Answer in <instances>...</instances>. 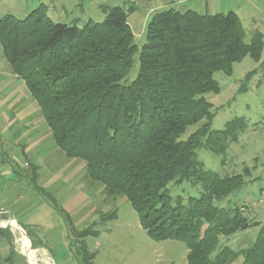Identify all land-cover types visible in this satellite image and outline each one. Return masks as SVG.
<instances>
[{
  "label": "trees",
  "instance_id": "trees-1",
  "mask_svg": "<svg viewBox=\"0 0 264 264\" xmlns=\"http://www.w3.org/2000/svg\"><path fill=\"white\" fill-rule=\"evenodd\" d=\"M133 10L108 8L101 23L88 21L81 28L54 23L43 7L24 19L6 14L0 17L2 53L36 101L53 144L66 158L81 160L86 176L106 196L125 197L148 238L184 243L187 264H264V227L251 247L233 251L220 243L252 225L242 207L214 205L244 187L247 168L221 176L198 157L200 151L224 155L247 128L237 117L212 130L205 95L220 92L215 73L230 76L245 56L260 58L263 35L254 33L244 43L233 12L168 8L150 17L138 49L127 21ZM135 59L137 77L123 85ZM190 126L195 130L180 140ZM184 181L201 185L203 192L173 203L167 186ZM92 227L77 232L74 243L69 225L80 264H93L85 245L98 234ZM0 235L10 247L8 229Z\"/></svg>",
  "mask_w": 264,
  "mask_h": 264
},
{
  "label": "rangeland",
  "instance_id": "rangeland-1",
  "mask_svg": "<svg viewBox=\"0 0 264 264\" xmlns=\"http://www.w3.org/2000/svg\"><path fill=\"white\" fill-rule=\"evenodd\" d=\"M179 1L167 4L157 0H0V17L10 14L24 19L31 11L43 7L46 16L54 23L81 28L88 21L101 23L108 8L133 7L127 21L138 49L146 41L144 32L150 17L168 8L179 12L192 10L201 15L233 12L244 29V43H249L254 33L262 34L260 58L254 60L245 56L233 64L230 76L215 73L214 80L220 92L205 95L212 107V130H222L225 123L237 117L246 120L247 128L237 142L228 146L224 155L198 152L204 168L221 176L242 174L245 168L249 172L242 189L223 202H214L220 207H242L243 215L252 224L226 241L220 238V243L237 251L251 247L264 227V0ZM137 71L135 59L132 70L121 83L129 85L136 79ZM13 76L0 46V108L6 110L20 101L19 110L22 113L19 117L28 119V129L33 130L17 141L0 133V203L10 205L18 226L11 214L0 205V217L9 218L5 223H8V231L13 236L10 247L6 244L0 246L3 264H10L8 252L11 249L14 264H26L28 260H35L34 264H55L52 257L59 261L66 255L68 259L64 264H80V256L74 246L65 248L58 244L61 238H71L69 225L75 231L72 235L74 243L78 241L75 234L91 225V230L98 233L85 239L88 252L94 255L93 264H187L188 250L184 243L148 238L125 197L106 196L103 187L92 183L86 176L81 160L64 156L53 144L40 109L24 82ZM13 111L18 113L17 108ZM195 128L190 126L180 140H186ZM24 156L38 166L36 185L40 187L36 195L29 182L32 170ZM14 170L19 171L22 177L15 180L11 175ZM202 192L201 185L192 186L185 181L167 186L172 202L180 197L185 203L188 197L198 198ZM105 218L108 220L104 221ZM31 221L45 228L44 233L49 236L50 242H55L52 249L48 248L51 256L45 249L31 248L29 240L28 246L24 245L26 235L18 224H29Z\"/></svg>",
  "mask_w": 264,
  "mask_h": 264
},
{
  "label": "crops",
  "instance_id": "crops-1",
  "mask_svg": "<svg viewBox=\"0 0 264 264\" xmlns=\"http://www.w3.org/2000/svg\"><path fill=\"white\" fill-rule=\"evenodd\" d=\"M176 2H178V0H172L173 4L176 3ZM180 2H182V0H180L179 3ZM13 77H15V76H13ZM19 104H20V101L15 103L11 107L6 108V110H2L0 108V133L4 134L6 136H9L10 140L13 139L15 141H17V139H21L22 137H24L25 135H27L28 133L33 131V130L30 131L28 129V126L30 124L28 122V119L26 120L25 117H21V118L19 117V113H22V111L20 112V110H19L20 109V105ZM16 108L18 109V111H17L18 113H14L16 111H13ZM28 118H30V117H28ZM16 147L18 148V145H14V148H16ZM22 147H24V146L22 145ZM24 158H25L26 161H28L27 163L29 164L31 169L33 167L36 168L35 169L36 170L35 174H36V179H37L38 166L33 164V163H31V162H29L27 157L24 156ZM11 175L14 177L15 180H17L18 177L19 178L22 177V176H20V172L17 171V170L12 171ZM29 182L33 186L34 195H36V190L40 187V185H38L39 187H37L36 180L35 181L33 180L32 173H31ZM29 182H28V184H29ZM23 193L25 195V192H22V194ZM48 197H50V196L48 195ZM8 202H10V200H8ZM0 205L5 208L6 212H9L11 214V216H12L11 218L14 220L15 225L17 226V222L13 218L12 208H9L10 205H8V204L4 205V204H1V203H0ZM48 206H50V204ZM7 220H9L8 217H5V216H1L0 217V229L1 230L9 229L7 227L8 223H5V222H7ZM18 225L23 229V231L25 232V235H26V231H27V233H29L30 237H28L26 235L27 238H28V239L27 238L26 239L30 241L31 248H34V250L45 249L48 252V254L51 256V253L48 250V248H51L52 245L55 244V242L54 243L50 242L49 236L46 235V233H44L45 228L43 229V227L41 225L35 224L34 221H31V223H29V224L27 223V224H21V225L18 224ZM46 231H48V230L46 229ZM10 234H11V232H10ZM48 234H50V233H48ZM12 238H13V236H12ZM60 241L61 242H59L58 244L63 245L66 248V247L70 246L71 238L70 237L61 238ZM32 242L34 244H36V247L32 246ZM4 244L8 245L6 237L0 235V246H3ZM11 251H13V249H11L10 252H8L9 253L8 254V262L10 264L11 263L14 264L13 263L14 258H12ZM64 256H65V254H64ZM33 257H35V256L33 255ZM67 259H68L67 255H66L65 258H63V256H62L59 261H55L54 258L52 257V260L54 261L55 264H64V263H66ZM33 262L35 263V260L34 261L28 260L26 264H34Z\"/></svg>",
  "mask_w": 264,
  "mask_h": 264
},
{
  "label": "bare ground",
  "instance_id": "bare-ground-1",
  "mask_svg": "<svg viewBox=\"0 0 264 264\" xmlns=\"http://www.w3.org/2000/svg\"><path fill=\"white\" fill-rule=\"evenodd\" d=\"M14 225V224H13ZM18 228V227H17ZM23 242H24V245L28 246V240L26 239V237L23 238ZM24 248V247H23ZM29 251V250H27ZM30 252V251H29ZM28 252V253H29ZM29 256V255H28ZM31 257V256H30Z\"/></svg>",
  "mask_w": 264,
  "mask_h": 264
},
{
  "label": "built area",
  "instance_id": "built-area-1",
  "mask_svg": "<svg viewBox=\"0 0 264 264\" xmlns=\"http://www.w3.org/2000/svg\"><path fill=\"white\" fill-rule=\"evenodd\" d=\"M0 264H3V262L1 261V258H0Z\"/></svg>",
  "mask_w": 264,
  "mask_h": 264
},
{
  "label": "water",
  "instance_id": "water-1",
  "mask_svg": "<svg viewBox=\"0 0 264 264\" xmlns=\"http://www.w3.org/2000/svg\"><path fill=\"white\" fill-rule=\"evenodd\" d=\"M23 233V232H22ZM23 235H25V233H23Z\"/></svg>",
  "mask_w": 264,
  "mask_h": 264
}]
</instances>
